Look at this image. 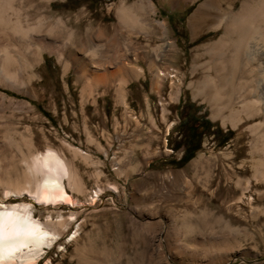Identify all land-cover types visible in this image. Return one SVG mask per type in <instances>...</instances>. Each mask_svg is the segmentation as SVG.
<instances>
[{"label": "rangeland", "instance_id": "rangeland-1", "mask_svg": "<svg viewBox=\"0 0 264 264\" xmlns=\"http://www.w3.org/2000/svg\"><path fill=\"white\" fill-rule=\"evenodd\" d=\"M136 1L55 0L51 7L53 20L78 30L69 43L75 50L86 45L81 61L107 54L103 68H89L111 75L97 87L89 82L91 73L80 76L66 56L36 46L12 48L20 56V80L33 77L27 94L0 86V94L19 107L0 114L19 132L11 135L20 142L19 160L29 153L27 138L38 152L53 148L71 161L84 188L78 194L64 183L76 202L68 207L9 200L31 205L40 222L66 224L36 264H264V182L253 171L258 161L264 165V156L253 151L257 136L249 129L264 119L243 115L235 94L247 88L237 82L217 104L209 101V89L197 90L204 76L214 77L207 52L242 0H146L155 16L137 17L162 23L165 36L160 30L144 36L119 24V4ZM57 36L51 39L59 43ZM32 52L41 53L37 65ZM121 61L126 68L118 67ZM230 110L240 119L233 128L222 125ZM200 120L208 129L198 126ZM192 128L200 137L188 134ZM3 134L0 129V139ZM185 141L198 149L180 164ZM73 150L87 158H74ZM10 158L9 152L0 156L2 165ZM16 169L20 179L23 164Z\"/></svg>", "mask_w": 264, "mask_h": 264}, {"label": "bare ground", "instance_id": "bare-ground-1", "mask_svg": "<svg viewBox=\"0 0 264 264\" xmlns=\"http://www.w3.org/2000/svg\"><path fill=\"white\" fill-rule=\"evenodd\" d=\"M54 1L0 0V86H8L18 93L27 94L28 84L33 78L31 76V80L27 83L20 80V56L12 49L16 47L14 45L27 48L36 46L42 52L57 54L58 58L66 56L75 65V71L80 76L86 77L88 75L86 73L90 72V67H95L97 70L105 66L104 59L107 58V54H101L97 60L92 58L93 60H89V63L80 60L78 54L87 52L86 45L81 43L80 48L76 50L71 48L72 44L69 43V39L79 32L76 28L74 31L71 30L67 22L61 18L57 17L53 20L51 7L54 6ZM146 14L155 16L154 5L146 0H137L131 6L120 3L116 9V16L123 28L138 29L144 36L148 35V31L155 34L160 30L165 36L166 31L162 23L153 21V24H147L137 17ZM222 22L225 23L222 36L207 52L213 62L214 77L204 76L197 90L201 92L209 89V101L217 104L221 102V94L225 95L223 92L237 82V86L242 85L247 88H244L246 89V92L243 90L244 94L239 92L235 94L236 103L240 104L243 115L246 118L261 116L264 119V0H242L238 11ZM56 30L59 34H56ZM95 32L97 38H102L101 30L96 29ZM56 35L61 39L59 43L51 39ZM112 45V41L106 42L108 49ZM32 53L31 58L33 57L37 65L41 59V53ZM95 55L91 53V57ZM136 58L137 55L131 57L134 60ZM123 63L121 61L118 67L126 68ZM95 73V70L92 71L89 77V82L93 87L104 84L111 76ZM162 76L164 75L161 73L157 74V78ZM229 97L232 99L230 94ZM230 98L226 101L228 106H230ZM223 109L224 107L215 110L217 114H220ZM8 110H19V107L15 106L12 99L0 94V114ZM237 113L235 110H230V114L222 118V125L229 124L233 128L235 123L240 121L236 116ZM7 119L0 116V129L4 131L0 139V156L8 152L11 154L9 165H2L0 159V222L3 225L0 264H36L41 257L42 250L49 249L60 238L66 224L62 221L40 222L34 219L31 205L10 203L9 200L26 198L33 200L35 204L51 209L57 206L68 207L75 205L76 202L66 192L65 185L70 191L78 194H81L84 188L77 171L72 168L71 161H67L53 148V150L45 148L44 151L38 152L32 149V143L27 138L26 146L29 148V153L19 160L20 142L11 139V135L19 137V132ZM263 126L264 123H258L249 129L257 136V144L253 151L264 156V131H261ZM71 154L82 161L87 158L74 150ZM16 158H18L17 164L12 162ZM20 162L24 169L19 179L20 175L16 167ZM261 162L258 161L253 166V171L254 177L264 182V165H261ZM76 232L77 230L72 233L70 240H75ZM175 253L177 256H184L180 251ZM218 260H222L221 257Z\"/></svg>", "mask_w": 264, "mask_h": 264}, {"label": "trees", "instance_id": "trees-1", "mask_svg": "<svg viewBox=\"0 0 264 264\" xmlns=\"http://www.w3.org/2000/svg\"><path fill=\"white\" fill-rule=\"evenodd\" d=\"M202 125L206 130V129H208L209 123L200 120L198 126L202 127ZM196 130H197V128H192L188 131V134L193 135L194 133H197ZM200 135H201V132L197 133V138L200 137ZM223 142L224 141H222L221 143H223ZM184 143H185L184 144V150H183L182 156L179 160L180 164H185L187 161H189L192 158L193 153L198 149L197 146L190 147V144H188L186 141Z\"/></svg>", "mask_w": 264, "mask_h": 264}, {"label": "snow or ice", "instance_id": "snow-or-ice-1", "mask_svg": "<svg viewBox=\"0 0 264 264\" xmlns=\"http://www.w3.org/2000/svg\"><path fill=\"white\" fill-rule=\"evenodd\" d=\"M3 241V225L2 222H0V243Z\"/></svg>", "mask_w": 264, "mask_h": 264}]
</instances>
